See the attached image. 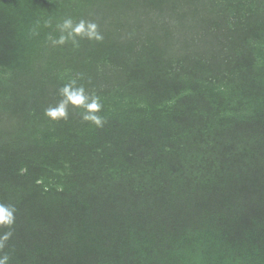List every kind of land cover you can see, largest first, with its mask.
<instances>
[{"label":"trees","instance_id":"obj_1","mask_svg":"<svg viewBox=\"0 0 264 264\" xmlns=\"http://www.w3.org/2000/svg\"><path fill=\"white\" fill-rule=\"evenodd\" d=\"M0 203L9 264H264V0H0Z\"/></svg>","mask_w":264,"mask_h":264},{"label":"clouds","instance_id":"obj_2","mask_svg":"<svg viewBox=\"0 0 264 264\" xmlns=\"http://www.w3.org/2000/svg\"><path fill=\"white\" fill-rule=\"evenodd\" d=\"M45 26L51 27V22H46ZM55 30L58 31L59 36L49 35L48 37L53 47L64 46L69 42L73 47H78L81 39L95 42H102L104 39L99 24L95 20L75 21L71 16H67L56 23ZM58 95L60 99L56 104L49 105L44 111L45 117L50 121L56 123L67 121L71 108L79 112L83 122L103 128L106 120L100 114L103 110L101 98L94 93H89L83 84L77 83V79H71L59 88ZM16 211L14 205L0 203V249H3L6 242L13 236ZM0 264H9L7 254L0 256Z\"/></svg>","mask_w":264,"mask_h":264}]
</instances>
